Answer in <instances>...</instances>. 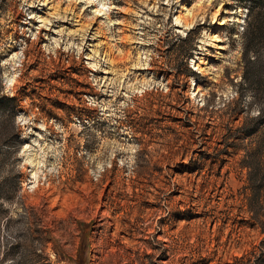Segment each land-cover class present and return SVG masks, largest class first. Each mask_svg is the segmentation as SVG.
Returning a JSON list of instances; mask_svg holds the SVG:
<instances>
[{
    "label": "rangeland",
    "instance_id": "obj_1",
    "mask_svg": "<svg viewBox=\"0 0 264 264\" xmlns=\"http://www.w3.org/2000/svg\"><path fill=\"white\" fill-rule=\"evenodd\" d=\"M256 145L264 0H0V264H257Z\"/></svg>",
    "mask_w": 264,
    "mask_h": 264
},
{
    "label": "trees",
    "instance_id": "obj_2",
    "mask_svg": "<svg viewBox=\"0 0 264 264\" xmlns=\"http://www.w3.org/2000/svg\"><path fill=\"white\" fill-rule=\"evenodd\" d=\"M249 53V49L244 47V60L248 61L247 55ZM183 74V72H182ZM197 75L196 72L191 71L189 69V75ZM9 99H13V97H7ZM259 118V117H258ZM262 118V117H261ZM257 129L249 132L254 133ZM248 159L245 161V166L249 169V188L251 190V194L247 196L249 209L251 210L253 205H262L264 207V160H263V150L262 146L256 145V147L247 153ZM253 219H255L253 217ZM264 257V252L262 254ZM262 257L257 259L256 263L261 264Z\"/></svg>",
    "mask_w": 264,
    "mask_h": 264
},
{
    "label": "bare ground",
    "instance_id": "obj_3",
    "mask_svg": "<svg viewBox=\"0 0 264 264\" xmlns=\"http://www.w3.org/2000/svg\"><path fill=\"white\" fill-rule=\"evenodd\" d=\"M102 6L104 7L105 5L102 4ZM108 18H109V16H108ZM196 70H197V69H196Z\"/></svg>",
    "mask_w": 264,
    "mask_h": 264
}]
</instances>
